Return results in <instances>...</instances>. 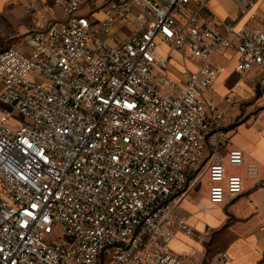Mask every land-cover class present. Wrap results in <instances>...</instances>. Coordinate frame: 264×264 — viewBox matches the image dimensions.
<instances>
[{
  "label": "built area",
  "instance_id": "1",
  "mask_svg": "<svg viewBox=\"0 0 264 264\" xmlns=\"http://www.w3.org/2000/svg\"><path fill=\"white\" fill-rule=\"evenodd\" d=\"M49 1L65 20L24 36L27 52H0V264H193L170 248L176 233L196 235L174 214L190 176L208 163L216 205L246 182L264 186L258 163L223 152L224 115L209 94L225 71L215 55L232 47L264 92V14H252L259 26L220 29L202 13L210 0ZM159 41L199 67L173 78Z\"/></svg>",
  "mask_w": 264,
  "mask_h": 264
},
{
  "label": "crops",
  "instance_id": "2",
  "mask_svg": "<svg viewBox=\"0 0 264 264\" xmlns=\"http://www.w3.org/2000/svg\"><path fill=\"white\" fill-rule=\"evenodd\" d=\"M245 5L246 0H210L202 13L213 17L220 29L228 23L235 24L237 29L259 26V21L251 17L254 13L264 14V0H256L254 7L243 14ZM194 10V4L183 9L179 21L185 22ZM65 18L62 9L49 0H0V52L9 49L27 52L24 36ZM134 25L131 20L117 29L118 40L128 38ZM158 46L162 54L172 57L168 74L175 79L183 81V70L195 71L200 65L189 52L184 56L170 53L162 41ZM238 58L234 47L215 55L225 71L209 94L217 99L224 115L221 131L227 134L229 143L223 152L242 151L246 161L260 165L264 178V92L259 91L258 82L262 75L258 69L240 73ZM207 168L205 162L190 176L188 188L174 211L175 217L193 227L196 235L176 233L170 244L172 252L189 255L193 264H264V186L246 182L237 199L216 205L209 198ZM222 254H227L229 260L221 262Z\"/></svg>",
  "mask_w": 264,
  "mask_h": 264
},
{
  "label": "rangeland",
  "instance_id": "3",
  "mask_svg": "<svg viewBox=\"0 0 264 264\" xmlns=\"http://www.w3.org/2000/svg\"><path fill=\"white\" fill-rule=\"evenodd\" d=\"M54 240L63 245H67L71 242V238L59 227H56L54 230Z\"/></svg>",
  "mask_w": 264,
  "mask_h": 264
}]
</instances>
